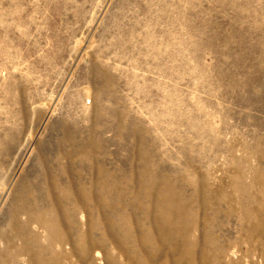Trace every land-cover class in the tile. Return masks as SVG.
Masks as SVG:
<instances>
[{"label": "rangeland", "instance_id": "1", "mask_svg": "<svg viewBox=\"0 0 264 264\" xmlns=\"http://www.w3.org/2000/svg\"><path fill=\"white\" fill-rule=\"evenodd\" d=\"M0 264H264V0H0Z\"/></svg>", "mask_w": 264, "mask_h": 264}, {"label": "bare ground", "instance_id": "2", "mask_svg": "<svg viewBox=\"0 0 264 264\" xmlns=\"http://www.w3.org/2000/svg\"><path fill=\"white\" fill-rule=\"evenodd\" d=\"M167 195H168V194H166V202H167V203H168V202H173V203H175V199L173 198V196H172V197L169 196V197L167 198ZM158 196H159V195H158ZM158 196H157V197H158ZM157 199H158V198H157ZM160 200H161V196H160ZM160 200H159V201H160ZM176 201H177V200H176ZM160 204L163 205V204H165V203H164V201L162 200V203L160 202ZM169 205H170V204H169ZM172 205H173V204H172ZM162 207H163V206H162ZM165 212H166V210H165Z\"/></svg>", "mask_w": 264, "mask_h": 264}]
</instances>
